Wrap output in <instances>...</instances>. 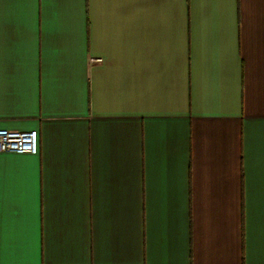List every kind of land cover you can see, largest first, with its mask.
I'll return each mask as SVG.
<instances>
[{"label": "crops", "instance_id": "1", "mask_svg": "<svg viewBox=\"0 0 264 264\" xmlns=\"http://www.w3.org/2000/svg\"><path fill=\"white\" fill-rule=\"evenodd\" d=\"M0 264H264V0H0Z\"/></svg>", "mask_w": 264, "mask_h": 264}, {"label": "built area", "instance_id": "2", "mask_svg": "<svg viewBox=\"0 0 264 264\" xmlns=\"http://www.w3.org/2000/svg\"><path fill=\"white\" fill-rule=\"evenodd\" d=\"M37 132L0 130V152L15 154H35L37 152Z\"/></svg>", "mask_w": 264, "mask_h": 264}]
</instances>
